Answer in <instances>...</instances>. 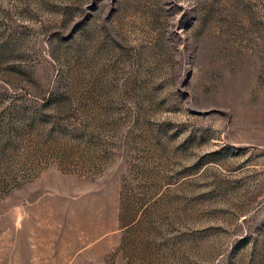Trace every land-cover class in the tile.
Segmentation results:
<instances>
[{
	"label": "rangeland",
	"instance_id": "374dc122",
	"mask_svg": "<svg viewBox=\"0 0 264 264\" xmlns=\"http://www.w3.org/2000/svg\"><path fill=\"white\" fill-rule=\"evenodd\" d=\"M0 264H264V0H0Z\"/></svg>",
	"mask_w": 264,
	"mask_h": 264
}]
</instances>
